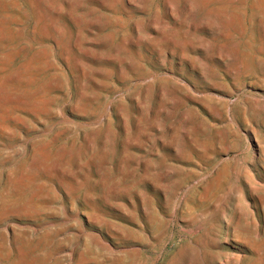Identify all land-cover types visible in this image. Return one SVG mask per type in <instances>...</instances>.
Listing matches in <instances>:
<instances>
[{
  "label": "rangeland",
  "instance_id": "obj_1",
  "mask_svg": "<svg viewBox=\"0 0 264 264\" xmlns=\"http://www.w3.org/2000/svg\"><path fill=\"white\" fill-rule=\"evenodd\" d=\"M211 259L264 264V0H0V264Z\"/></svg>",
  "mask_w": 264,
  "mask_h": 264
},
{
  "label": "bare ground",
  "instance_id": "obj_2",
  "mask_svg": "<svg viewBox=\"0 0 264 264\" xmlns=\"http://www.w3.org/2000/svg\"><path fill=\"white\" fill-rule=\"evenodd\" d=\"M220 211H221V213L222 214H224V209H220ZM214 263H217L216 261H215V259H211L209 262H207V264H214Z\"/></svg>",
  "mask_w": 264,
  "mask_h": 264
}]
</instances>
